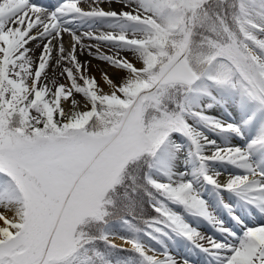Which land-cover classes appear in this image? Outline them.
Here are the masks:
<instances>
[{"label": "snow or ice", "instance_id": "1", "mask_svg": "<svg viewBox=\"0 0 264 264\" xmlns=\"http://www.w3.org/2000/svg\"><path fill=\"white\" fill-rule=\"evenodd\" d=\"M0 264H264V0H0Z\"/></svg>", "mask_w": 264, "mask_h": 264}, {"label": "bare ground", "instance_id": "2", "mask_svg": "<svg viewBox=\"0 0 264 264\" xmlns=\"http://www.w3.org/2000/svg\"><path fill=\"white\" fill-rule=\"evenodd\" d=\"M37 55H38V51H37ZM93 74L96 75L97 79L100 78L99 73L95 69H93ZM220 179L223 181L224 179H226V177L222 176ZM115 243H117L119 246H122V247H128L127 245H124L123 242L119 240L115 241Z\"/></svg>", "mask_w": 264, "mask_h": 264}, {"label": "rangeland", "instance_id": "3", "mask_svg": "<svg viewBox=\"0 0 264 264\" xmlns=\"http://www.w3.org/2000/svg\"><path fill=\"white\" fill-rule=\"evenodd\" d=\"M38 51V54H39V50H37ZM86 57H82V59H85ZM93 63H95V61L93 62ZM61 82H63V81H61ZM158 247V246H157Z\"/></svg>", "mask_w": 264, "mask_h": 264}]
</instances>
